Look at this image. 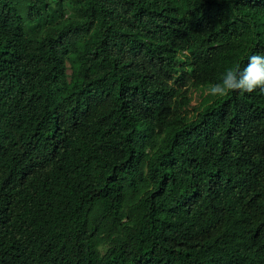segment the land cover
Returning <instances> with one entry per match:
<instances>
[{
	"label": "trees",
	"instance_id": "trees-1",
	"mask_svg": "<svg viewBox=\"0 0 264 264\" xmlns=\"http://www.w3.org/2000/svg\"><path fill=\"white\" fill-rule=\"evenodd\" d=\"M251 54L264 0H0V264H264Z\"/></svg>",
	"mask_w": 264,
	"mask_h": 264
},
{
	"label": "clouds",
	"instance_id": "clouds-1",
	"mask_svg": "<svg viewBox=\"0 0 264 264\" xmlns=\"http://www.w3.org/2000/svg\"><path fill=\"white\" fill-rule=\"evenodd\" d=\"M259 90L264 93V55L251 54L247 64L229 67L221 79L211 85L208 94L213 97H224L231 92L253 93Z\"/></svg>",
	"mask_w": 264,
	"mask_h": 264
},
{
	"label": "rangeland",
	"instance_id": "rangeland-1",
	"mask_svg": "<svg viewBox=\"0 0 264 264\" xmlns=\"http://www.w3.org/2000/svg\"><path fill=\"white\" fill-rule=\"evenodd\" d=\"M207 93L208 91L206 90L204 95H206ZM199 94H200L199 91L195 89H191L187 94V96L191 97L190 108L194 107L195 105H198L201 102V97H199Z\"/></svg>",
	"mask_w": 264,
	"mask_h": 264
}]
</instances>
